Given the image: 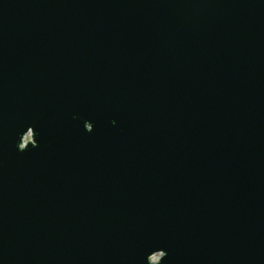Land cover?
Wrapping results in <instances>:
<instances>
[{
  "label": "water",
  "instance_id": "water-1",
  "mask_svg": "<svg viewBox=\"0 0 264 264\" xmlns=\"http://www.w3.org/2000/svg\"><path fill=\"white\" fill-rule=\"evenodd\" d=\"M0 264H264V0H0Z\"/></svg>",
  "mask_w": 264,
  "mask_h": 264
}]
</instances>
